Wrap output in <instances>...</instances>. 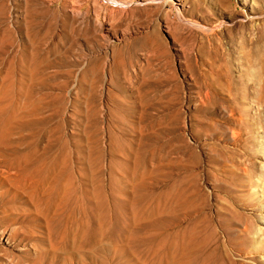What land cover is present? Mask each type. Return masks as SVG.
<instances>
[{
	"label": "rangeland",
	"instance_id": "374dc122",
	"mask_svg": "<svg viewBox=\"0 0 264 264\" xmlns=\"http://www.w3.org/2000/svg\"><path fill=\"white\" fill-rule=\"evenodd\" d=\"M0 87V264H264V0H0Z\"/></svg>",
	"mask_w": 264,
	"mask_h": 264
},
{
	"label": "bare ground",
	"instance_id": "6f19581e",
	"mask_svg": "<svg viewBox=\"0 0 264 264\" xmlns=\"http://www.w3.org/2000/svg\"><path fill=\"white\" fill-rule=\"evenodd\" d=\"M11 73H13V72H11ZM6 78L9 79V76L6 77ZM8 79H7V81H8ZM6 85H9V87L11 86L10 83H8ZM6 85L2 88V90L4 91V93H2V94H4L5 98L8 95V91H6V90L10 89L9 87L6 88ZM10 101L11 100H9V102ZM2 108H4V107H2ZM5 108H6V106H5ZM15 110H16V108H15ZM16 113H17V111H16ZM5 114H4L5 117L4 118L2 117L3 119L0 121V166H2L5 169L9 170V172H10V170H13L14 171L13 173H15L16 178L21 176V175H22L21 177H23V175H24V176H27V177H31L35 181H38V179L41 177L40 175H41V172H42L41 159H40V156H39V139H38L39 132L37 131L38 128H15L13 126L11 113L6 111ZM17 116L19 117V115H17ZM21 125H22V127H25V125H26V127L28 126V124H20V126ZM26 129L31 130L30 133H29V137L33 138V140H32L31 143H28L26 145L27 149H25V152L19 153L16 150L15 151L11 150V153H5L4 149L7 146L9 147L11 145L10 143H12L11 142L12 141V136H14L15 132L17 130L18 131H23V130H26ZM8 177H10V176H8ZM59 222L56 224V225H58V227L54 231H52V233L54 235H57L58 236L57 239L60 238L62 240V242L64 243L66 238H69L70 235L72 236V232H71L72 231L71 230L72 227L68 226V223H67V227H66L65 224H63L64 222L62 224L60 223V226H59ZM49 231H50V229H49ZM77 231L80 232V230H77ZM15 232H16V229H15ZM88 233H89L88 234V239L86 238V240H83L81 238L83 240V242H80L79 244H77V242L74 240L75 241L74 242V245H75L74 248L78 247L80 250H83L84 248L88 247L89 243H90V236H92L93 238H95L96 240H98L100 242L103 239L102 228L100 226H98V227L96 226L95 228H91V231L89 230ZM76 234H75V236H76ZM84 236L87 237L86 235H83L82 237L84 238ZM51 238H49V239H51ZM76 240H77V238H76ZM163 240L165 241V245H166L165 246V248H166V259L168 261V264H174L175 262L177 263V262L181 261L182 243H183L182 229L181 228H175V227L168 229L166 231V233L164 234V236H163ZM68 241H69V239H68ZM50 242H51V240H50ZM51 244L53 245L54 243H51ZM66 246H67V244H66ZM66 249H67V247H66ZM73 251H74V249H73Z\"/></svg>",
	"mask_w": 264,
	"mask_h": 264
}]
</instances>
